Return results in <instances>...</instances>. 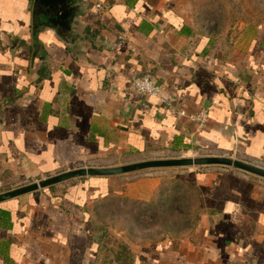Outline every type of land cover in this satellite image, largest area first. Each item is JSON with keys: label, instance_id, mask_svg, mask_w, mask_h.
<instances>
[{"label": "crops", "instance_id": "obj_1", "mask_svg": "<svg viewBox=\"0 0 264 264\" xmlns=\"http://www.w3.org/2000/svg\"><path fill=\"white\" fill-rule=\"evenodd\" d=\"M82 1L58 34L34 0H0V194L183 152L264 162V24L208 31L203 0ZM147 72L161 96L134 90ZM179 108L208 110L206 128ZM183 168L0 202V264H264V178Z\"/></svg>", "mask_w": 264, "mask_h": 264}, {"label": "water", "instance_id": "obj_2", "mask_svg": "<svg viewBox=\"0 0 264 264\" xmlns=\"http://www.w3.org/2000/svg\"><path fill=\"white\" fill-rule=\"evenodd\" d=\"M82 5H84L82 0H34L33 16L35 25L36 27L44 26L48 29H54L58 34L63 30H76L80 23V14H78L77 10L81 9ZM201 166L229 167L264 178L263 167L224 155L151 159L115 167H85L70 170L3 192L0 194V202L45 189L74 178L118 176L146 169Z\"/></svg>", "mask_w": 264, "mask_h": 264}, {"label": "rangeland", "instance_id": "obj_3", "mask_svg": "<svg viewBox=\"0 0 264 264\" xmlns=\"http://www.w3.org/2000/svg\"><path fill=\"white\" fill-rule=\"evenodd\" d=\"M224 5H225V8H224L225 18L222 17L223 8L221 9V5L219 6L218 2L214 0L213 1L211 0L202 1L201 10H202L203 15H201V18L203 22H205L204 24L205 29H207L208 31L214 32V31L223 30L226 26H229L232 22H234V24L247 23L248 21L244 20L243 18L248 19L249 21H256V19L260 17V18H263L261 24H264V0H243V1L241 0H233V1L230 0L229 1L228 0L227 2L224 3ZM242 9H244L246 13L242 14L241 13ZM231 12H235V14L232 13V15H229V13ZM236 15H238V18L235 17ZM228 35L232 36L231 33H229ZM183 153L179 154L180 156L178 157H181V158L182 157H194V156L196 157V156L201 155L199 152H196V153L192 152V154L188 152L186 154H183ZM169 158H175V157L162 156V157L155 158V159H169ZM147 160H151V159H147ZM141 161H144V160H141ZM120 165H123V164H120ZM213 167H217V166H213ZM218 167H222V166H218ZM188 168H194V167H184L183 169H188ZM223 168H227V167H223ZM146 170L154 171V169H146ZM143 172H148V171H143ZM130 174H133V173H130Z\"/></svg>", "mask_w": 264, "mask_h": 264}, {"label": "built area", "instance_id": "obj_4", "mask_svg": "<svg viewBox=\"0 0 264 264\" xmlns=\"http://www.w3.org/2000/svg\"><path fill=\"white\" fill-rule=\"evenodd\" d=\"M98 7H102L101 4L97 5ZM134 90L141 96H161V87L157 82L155 76L151 73H143L138 75L133 82ZM179 116L188 119L195 126V131L201 132L203 131L208 124V110L202 109L198 111H190L187 108H179L177 110ZM200 156H214L216 154H207L204 152H200ZM195 157V156H194ZM231 157V156H229ZM236 158V157H233ZM245 162L254 164L256 166H260L264 168V162L258 159H243Z\"/></svg>", "mask_w": 264, "mask_h": 264}, {"label": "trees", "instance_id": "obj_5", "mask_svg": "<svg viewBox=\"0 0 264 264\" xmlns=\"http://www.w3.org/2000/svg\"><path fill=\"white\" fill-rule=\"evenodd\" d=\"M211 1H213V0H211ZM214 1L218 2L219 6L221 5V9L223 8L222 9V17L225 18V14H224L225 5H224V3L227 2L228 0H214ZM231 1H233V0H231ZM241 1H243V0H241ZM232 13L235 14V12H231V13H229V15H232ZM241 13L243 14V13H246V12H245L244 9H242ZM235 17L238 18V15H236ZM243 19L248 21L247 23H250V24H261L263 18L258 17L256 19V21H249L248 19H245V18H243ZM232 24H234V22H232Z\"/></svg>", "mask_w": 264, "mask_h": 264}]
</instances>
